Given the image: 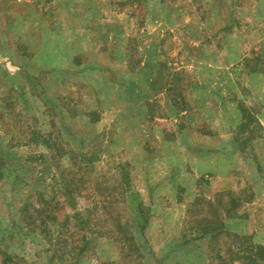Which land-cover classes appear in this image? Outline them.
<instances>
[{
    "label": "rangeland",
    "instance_id": "1",
    "mask_svg": "<svg viewBox=\"0 0 264 264\" xmlns=\"http://www.w3.org/2000/svg\"><path fill=\"white\" fill-rule=\"evenodd\" d=\"M143 1L149 13L133 16L132 0H0V158L11 159L1 165L9 179L0 180V264L2 250L8 264L117 259L109 240L90 246L89 258L79 256L74 247L84 232L73 219L71 232H63L67 242L57 237V223L39 233L21 219L23 203L42 185L37 171L54 183L49 190L65 191L67 146L85 151L76 169L83 195L95 187L111 192L101 189L106 179L116 192L126 190L128 204L118 207L145 264H211L215 246L224 255L231 243L239 248L236 237L216 241L195 228L207 212L200 205L213 199L225 232L248 233L264 245V71L233 62L237 55L253 60L249 65L264 62V0ZM231 14L234 28L220 31ZM182 89L192 108L178 114L172 101ZM239 101L249 108L246 124ZM34 128L50 132L62 154L53 158L46 144L33 143ZM225 191L241 201L235 217L223 215ZM90 203L79 197L78 211ZM140 203L147 220L135 216ZM97 213L100 231V207Z\"/></svg>",
    "mask_w": 264,
    "mask_h": 264
},
{
    "label": "trees",
    "instance_id": "2",
    "mask_svg": "<svg viewBox=\"0 0 264 264\" xmlns=\"http://www.w3.org/2000/svg\"><path fill=\"white\" fill-rule=\"evenodd\" d=\"M132 1L136 4V6L133 8V16H135L136 12L141 9H144L146 13H149L148 7L145 5V2L143 0ZM136 1L138 4L136 3ZM160 1L162 2L161 4H163V2L167 0ZM49 2H51V0H49ZM118 2L121 3L123 1ZM219 14H221L220 11ZM164 15L168 18L166 20L169 22L170 16L168 11H166ZM230 16L233 15L231 14ZM145 21L146 20L144 15L141 23L145 25ZM237 21L238 20L233 16L232 18H230V23L220 29V31L223 30L224 32L229 33L234 28V24ZM45 50L48 51V49ZM45 54H48V52H46ZM67 55V53H63V58H65ZM49 56L55 57L54 53H51ZM240 59L241 63L242 60L245 59V66L249 67L251 71L257 73L262 70L264 71V62L259 60L260 57L255 58L254 60H256L257 62L252 63L251 65H249V62L253 60H251L250 58L246 59L245 57H243V55H237L233 62L238 64ZM129 62L131 63L132 60H130ZM132 69H134V67ZM180 74L182 73L177 72L175 73L174 77L178 79L177 77L181 76ZM10 86L11 90H15V86H12V84ZM34 87L38 88L39 83L33 85V88ZM171 89H173L172 86ZM179 95L180 101H175L176 99L172 101L173 105L177 107L178 114H181L183 111L191 110L192 107H190L189 100H187L183 89L182 91H180ZM20 96L26 101L29 98L26 89L20 94ZM237 108L240 110L243 116L242 124H246L245 118L250 117L249 108L240 101L238 102ZM246 113L248 115H245ZM34 119L37 118L34 117ZM43 119L45 122V118ZM32 134H35L34 136L38 138L37 140H33L32 142L36 144H46L49 149H51L53 158L57 154H62L59 152L62 150L59 147L56 148L55 145L57 144V142L54 141L50 132L47 133L46 130H44L43 128H34L30 132L31 137L28 135V138L30 140L32 138ZM83 152H85L84 149H73V147L71 146H67L66 149H63V156H67V161L66 166L64 165L63 169H61L62 171L60 174L65 184V191L59 189L60 191H62V195L59 191L49 190L48 187H50V185H54V183H48L47 180L44 178L43 173L41 171H37L35 182L40 183L42 185H40V189L37 190L36 197L24 202L22 207L20 208L19 214L21 216L22 221L27 227H29V229H31V231L39 233H44L47 230L48 224L50 222L57 223L59 226V231L57 235H60L57 237L62 238L64 240L63 242H67L69 236H67L65 233L71 232L70 220L73 219L78 224H81V229L84 232L80 239L81 244L76 245L74 247V249L77 250V254L79 256L89 258L87 255L89 253V250H91L90 246L94 247V250L97 242L109 240V243L116 245L115 248L118 251L116 253L117 259H103L102 261H100V264H145V255L137 245V237L133 230L130 228L129 221L125 223L123 222L121 217L122 213L120 211L121 209L118 207L121 205H125V202H127L128 204V201L126 200V198H124L125 194L127 195L126 190H124L125 194H123L124 191L120 193H118V191L116 192V185H110V182L108 183V180L106 179V185H102L103 187H101V189L104 190L105 188H107V186L108 188L112 187L111 192L103 193L100 189L95 187L91 194L87 193L86 195H83V193L87 191L80 189L83 180H81L79 174L76 173V169H80L79 166L82 164V160L85 159V153ZM40 156L44 157V155L42 154ZM4 158L7 160H5ZM10 160L11 159H9L7 154L4 157L0 158V180L5 178L9 179V176L6 173V169L3 166L2 168L1 165H8ZM84 162L86 166L91 167V160H84ZM34 174L35 172H31L29 173V176L31 177ZM99 192L101 193V198L97 197ZM224 194V191H219L216 196V201L220 203L221 198ZM82 196H85V202H87L91 198V203L87 205L89 208L85 209V212L78 211L79 208H77L78 199ZM227 196L228 199L223 201L224 204L225 202H227V206L225 205V213L223 215L227 217H235L237 216V211L240 207L241 201L237 195L233 194V192L228 193ZM198 201L205 202L201 199H198ZM213 201L215 200L213 199ZM213 201L208 200L200 205V208H206L207 212L202 213L200 217L196 219L195 228L198 232L203 235H212V240L214 239L216 241L218 240L219 236L223 234L236 237L240 241V247L236 248L235 245L231 243L229 244L228 249L226 248V255H224V253L222 252V247L217 248L215 246V249L213 248V250L216 252V256L211 264H264V245L253 241L252 235L248 233L240 235L237 233L235 234L225 232L223 226V218L220 216V214L216 212ZM91 204L93 205V208H91ZM66 207L72 208V210H75V212L66 215L65 213H63ZM99 207L101 208V214L103 219V226L100 231L97 230V227L95 225V221L99 219L97 213ZM62 213L63 218H61ZM134 213L136 218L147 220V216L144 212V208L142 207L141 203L138 207H136ZM213 214L216 217L215 219L212 218ZM72 234L73 233H71L70 236H72ZM244 245L245 247H243ZM2 251L4 254L3 256L5 258L3 264H8V261L11 260V257L9 253H7V251ZM95 254L96 253H94V256H96ZM97 260H100V257H97Z\"/></svg>",
    "mask_w": 264,
    "mask_h": 264
},
{
    "label": "crops",
    "instance_id": "3",
    "mask_svg": "<svg viewBox=\"0 0 264 264\" xmlns=\"http://www.w3.org/2000/svg\"><path fill=\"white\" fill-rule=\"evenodd\" d=\"M186 113V112H185ZM182 114V113H181Z\"/></svg>",
    "mask_w": 264,
    "mask_h": 264
}]
</instances>
